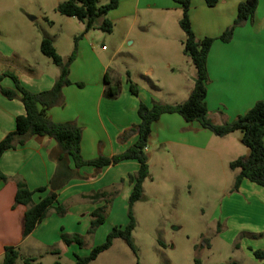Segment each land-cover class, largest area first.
Listing matches in <instances>:
<instances>
[{"label": "crops", "instance_id": "1", "mask_svg": "<svg viewBox=\"0 0 264 264\" xmlns=\"http://www.w3.org/2000/svg\"><path fill=\"white\" fill-rule=\"evenodd\" d=\"M244 1L246 0H220L216 7L211 8L207 6L205 0H193L190 16L198 39L221 36L233 25L239 4ZM182 16V7L173 0H121L118 9L112 11L108 18L115 26L112 35L118 33L122 38V46L125 43H129L130 46L136 44V40H130L135 29H139V32L145 30L142 33L149 35L148 28H158L151 31L155 36L151 39L156 42L157 50L160 51L155 59L147 55L143 57L134 52L127 54L132 64L143 65L149 58L150 72L153 75L155 70L162 72L165 69L166 72L173 73L181 70L184 65L187 67L193 63L184 52L185 33L167 29L172 21L176 22V19L180 23ZM138 40L143 42L145 38L138 36ZM117 47L120 46L117 45ZM120 50L121 47L114 51L108 64L120 55ZM13 55L21 56L16 49L8 46L0 38V74L7 71L15 73L23 84L35 93L48 91L54 87L60 75H51L43 71L39 64H30L29 60L22 56L28 64L30 73H21L11 64L2 67L3 58L12 60ZM100 63L105 74L108 64ZM208 72L207 103L209 117L213 123L223 125L232 122L248 113L257 102H264V0H261L253 20L237 28L234 39L230 43L220 40L214 43L208 58ZM73 76L74 73L71 70L72 81L79 82L73 79ZM161 78V75H157L159 82ZM196 78L197 70H195L193 81L188 77L185 80L186 83L192 84V91ZM133 82L139 85L140 96L135 97L131 94L127 81V85L123 84L122 94L117 99L106 98L105 78L104 81L97 80L96 83L93 81L96 84L95 90L72 85L64 89V106L49 110V117L53 121L74 123L83 129L84 159L94 160L101 154L113 157L127 151L139 137L135 135L127 142H121V137L128 129L141 123L140 103L144 102L149 106L154 105L155 102L165 103L154 96L149 103L140 83L136 80ZM2 86L9 89L15 88L10 78H6ZM188 92L189 90L184 94L178 90L171 95L188 100L187 96L189 98L191 95V92ZM22 115H25V107L21 99L9 100L0 92V142L16 130L17 118ZM157 132L161 134L167 132L168 137L163 141L190 149L192 154L206 151L215 139V135L204 129L200 123H188L177 114L163 115L153 125L151 136ZM235 135L233 133L220 139L232 142L230 139ZM58 150V143L54 139L33 136L25 145L9 150L3 155L1 168L9 179L7 183L0 185V264L3 263L7 247L18 248L21 259L31 258L36 260V263L46 252L60 254L57 251L58 247L62 250L63 247H67L74 252L80 246L76 244L67 246L62 239L64 234L80 235L83 238L85 235L91 236L88 234L91 228V215L96 209L106 206L108 213L116 212L120 204L124 206V202L129 201L133 190L130 177L135 176L140 168L137 161H125L116 166L97 170L95 167L77 169L71 159L70 168L80 177L70 180L57 191L58 201L67 208L68 214L60 217L55 211H51L48 218L30 236L24 238L23 220L27 207L23 205L15 207L18 183L24 182L31 191L35 192L46 187V192H37L33 196L35 204L41 202L53 192L51 182L58 166L52 155ZM149 152L150 147L147 148V154ZM237 152H241L237 159L250 154L249 149L243 151L240 147L237 148ZM96 193H106L107 196L97 201L88 198ZM232 197L236 213L227 217L226 221L230 219L231 222L233 218L238 217L240 230L254 233L256 231L250 228V222L245 221L246 217L253 218L252 220L260 224L259 230L262 232L259 234L260 238H264V187L244 180L240 190L233 192ZM222 225V222H219L218 230H221ZM103 226L96 231L95 235L99 240L103 237L106 241L111 231L103 233L101 230ZM255 234L258 233L252 235ZM249 248L252 252L255 251ZM263 263L261 261L260 264Z\"/></svg>", "mask_w": 264, "mask_h": 264}, {"label": "rangeland", "instance_id": "2", "mask_svg": "<svg viewBox=\"0 0 264 264\" xmlns=\"http://www.w3.org/2000/svg\"><path fill=\"white\" fill-rule=\"evenodd\" d=\"M67 1L0 0V38L30 64H39L43 71L51 75H60L61 70L42 53L43 40L53 41L65 63L77 49L76 60L71 66L73 79L88 89L95 90L93 81H104L107 73L120 80L122 85H127L128 74L131 73L130 78L140 83L149 103L153 96L169 105L186 101L171 94L178 90L184 94L187 90L192 93V84L185 80L186 77L192 81L195 79L197 69L193 63L173 73L165 69L162 72L155 70L153 76L149 58L143 65L132 64L127 58L128 53L134 52L155 59L160 51L151 39L155 37L151 31L158 28H148L149 35L142 33L145 30L139 32V29H135L130 40H136V44L130 46L125 43L122 46L118 33L112 35L99 29L86 33L85 23L61 15L58 6ZM109 1L99 0V6ZM167 29L174 32L179 30L183 34L177 19ZM138 36L145 40L141 42ZM117 45L121 47V53L108 64L114 51L120 48ZM21 56L13 55L12 60L3 58L2 67L11 64L21 73H30L28 64ZM100 62L108 64L105 74ZM157 75L162 76L161 82L157 80ZM168 78L171 79L166 80ZM235 134L230 139L232 142L222 141L221 137L215 136L206 151L196 154L185 147L163 141L168 137L167 132L150 136V175L144 184L143 198L134 207L137 227L133 240L138 256L124 240L117 239L111 249L90 264H138V261L141 264H260L261 261L249 248L264 251V238H260L262 232L258 221L245 219L250 222V228L258 233L255 235L252 234L256 232L240 230L238 217L231 222L230 219L226 221L227 217L236 213L232 193L239 174V171L230 168V163L237 160L241 153L237 152V148L248 150L242 143V132ZM124 203V206L119 205L118 211L107 212L108 222L101 229L103 233L112 231L115 226L128 224L129 201ZM219 222L223 224L222 231L218 230ZM103 239L99 240L95 234L85 235L82 248L77 247L71 252L67 247H63V250L58 247L60 254L46 252L37 264H54L57 261L74 264L75 254L88 256L94 247L105 241ZM17 264L24 262L20 259Z\"/></svg>", "mask_w": 264, "mask_h": 264}, {"label": "trees", "instance_id": "3", "mask_svg": "<svg viewBox=\"0 0 264 264\" xmlns=\"http://www.w3.org/2000/svg\"><path fill=\"white\" fill-rule=\"evenodd\" d=\"M180 5L183 16L180 20V27L186 35L184 42V52L189 56L196 69L197 80L188 100L182 104L169 105L155 103L152 106L144 102L139 106V117L141 123L128 129L121 137V142H127L130 138L138 135V141L122 154L107 157L100 155L94 160H86L82 155L83 129L74 123H57L49 117V110L55 107H62L65 104L64 89L77 84L82 88L83 84L74 83L71 79V66L76 60L77 49L74 51L68 62L58 53L51 39H44L41 44L42 53L50 58L57 65L61 74L51 90L35 93L28 89L18 75L7 71L0 74V92L9 99L20 98L25 107V115L19 116L16 121V130L9 133L0 142V185L7 183L8 177L1 168L3 155L12 149L25 145L33 136L49 137L58 143V152L52 155L57 162V172L54 176L51 187L53 192L41 200L38 204L34 203L33 196L37 192H46L47 188L31 191L24 182L18 183V190L15 198V207L23 205L27 211L23 220V237L30 236L37 227L43 223L51 213L55 211L60 217L68 214L67 208L58 201L57 191L64 187L70 180L79 176L70 168L72 159L76 168L95 167L102 170L109 166H116L125 161H137L140 165L139 171L135 176L130 177L133 190L129 198V222L126 226H115L108 234L106 241L94 247L88 256L75 255L74 264H90L96 261L101 254L111 249L117 239L126 242L133 253L138 256L137 249L133 240V232L137 227L134 214L135 205L142 200L144 195V184L150 175L149 156L147 148L149 139L153 131V125L159 121L163 115L177 114L183 117L188 123H200L204 129L211 131L217 137H225L237 131L243 134L242 143L250 150L249 156H243L230 163L233 171H239L233 192H238L244 180L264 187V102H257L248 113L238 117L232 122L217 125L209 117L208 97V58L214 43L218 40L230 43L235 36L237 28L243 27L252 21L261 0H246L239 4L237 17L231 27H229L218 38L198 39L191 22L190 12L193 0H173ZM121 0H110L108 4L99 6V0H68L58 6L61 15L76 18L86 24V33L91 30L99 29L105 33L112 34L114 23L108 18L109 14L118 9ZM207 6L216 7L220 0H205ZM100 21V22H99ZM99 22V23H98ZM10 78L14 84V89L5 88L2 82ZM128 84L131 94L139 97L141 89L134 83L128 74ZM106 90L105 96L108 99H117L122 94L123 85L120 80L112 78L108 73L105 76ZM80 179V178H79ZM106 193H96L88 198L92 201L106 198ZM107 207L96 209L92 213L91 228L89 235H94L96 231L106 223ZM63 242L67 246L74 244L83 247L84 238L80 235L62 236ZM254 256L264 262V251H253ZM21 259L19 249L7 247L5 249L2 264H17ZM24 264H37L31 258L22 259ZM54 264H62L57 261ZM138 264H141L138 261ZM232 264V263H231ZM264 264V263H263Z\"/></svg>", "mask_w": 264, "mask_h": 264}, {"label": "built area", "instance_id": "4", "mask_svg": "<svg viewBox=\"0 0 264 264\" xmlns=\"http://www.w3.org/2000/svg\"><path fill=\"white\" fill-rule=\"evenodd\" d=\"M147 150V149H146Z\"/></svg>", "mask_w": 264, "mask_h": 264}]
</instances>
